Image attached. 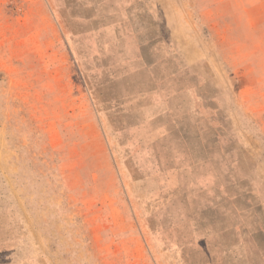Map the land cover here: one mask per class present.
Wrapping results in <instances>:
<instances>
[{"label": "rangeland", "instance_id": "rangeland-1", "mask_svg": "<svg viewBox=\"0 0 264 264\" xmlns=\"http://www.w3.org/2000/svg\"><path fill=\"white\" fill-rule=\"evenodd\" d=\"M0 264H264V0H0Z\"/></svg>", "mask_w": 264, "mask_h": 264}]
</instances>
